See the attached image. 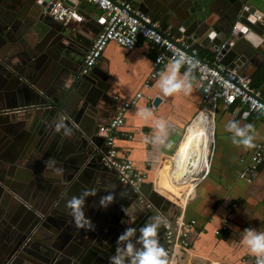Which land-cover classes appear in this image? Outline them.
Returning a JSON list of instances; mask_svg holds the SVG:
<instances>
[{
  "label": "water",
  "instance_id": "obj_1",
  "mask_svg": "<svg viewBox=\"0 0 264 264\" xmlns=\"http://www.w3.org/2000/svg\"><path fill=\"white\" fill-rule=\"evenodd\" d=\"M137 1L162 36L198 48L208 66L213 58L241 75L264 64V21L248 0H220L216 13L203 0ZM60 4L70 2L0 0V264H82L109 220L133 226L148 204L173 206L151 183L121 185L104 166L98 128L107 88L92 69L82 73L91 42L53 18ZM61 118L68 134L55 130ZM85 189L83 214L94 230L77 228L67 207ZM108 193L113 202L102 208Z\"/></svg>",
  "mask_w": 264,
  "mask_h": 264
},
{
  "label": "crops",
  "instance_id": "obj_2",
  "mask_svg": "<svg viewBox=\"0 0 264 264\" xmlns=\"http://www.w3.org/2000/svg\"><path fill=\"white\" fill-rule=\"evenodd\" d=\"M68 1L70 5L60 6L72 9L82 20L61 23L78 29L92 43L103 26L99 9L85 1ZM126 1L139 9V1ZM203 1L210 13L221 9L220 0ZM248 3L256 17L264 21V0H248ZM140 9L162 29L147 6L141 3ZM155 55V48L143 39L131 52L113 42L107 44L92 68L107 88L106 102L101 106V124L114 116L122 101L141 93L115 132V146L120 156L128 157L137 171L145 174L143 183H151L154 191L173 204L164 208L165 217H177L183 207L185 219L195 221L188 232V249L177 251L175 264L182 261L184 264H256V256L242 242V237L246 228L264 232V154L263 162L251 174V183L240 180L238 175L246 168L254 146L264 142V120L256 114L241 118L238 103L225 106L219 100L215 106L211 102L203 106L194 76L188 78V91L181 89L164 95L158 82L160 74H167L172 63L153 68ZM262 61L257 67L246 68L241 76L252 84L259 82L255 90L264 95ZM152 73L156 77L150 80L149 88H144ZM181 74L182 66L178 79H183ZM155 99L159 100L156 105ZM145 110L147 113L142 116ZM203 116L209 122L207 150L204 155L200 144L193 148L194 152L203 153L201 161L198 166L191 164L185 177L180 178L179 170L187 163L178 160L177 155L187 131ZM232 121L240 127L252 125L248 131L249 146L232 143V134L226 130ZM224 220L226 230L221 231Z\"/></svg>",
  "mask_w": 264,
  "mask_h": 264
},
{
  "label": "built area",
  "instance_id": "obj_3",
  "mask_svg": "<svg viewBox=\"0 0 264 264\" xmlns=\"http://www.w3.org/2000/svg\"><path fill=\"white\" fill-rule=\"evenodd\" d=\"M85 1L94 5L100 11L103 26L96 35L83 60L82 73L91 70L108 43L113 42L125 51L131 52L135 49L138 41H147L156 50L153 59V68L172 63L174 59L181 58L182 74L188 70L189 77L194 76L195 84L201 94V103H213L222 101L225 106L238 103L241 107L240 116L245 119L251 115H260L264 120V95L258 90L251 88L250 82L244 79L234 70H227L218 65L213 58L207 60L208 66L196 58L197 50L186 45L180 39H174L180 43L178 47L172 40L162 36L158 29L160 25L147 14L141 13L136 7L126 0H70ZM53 18L60 22H81L82 18L72 9L66 6H56L50 13ZM172 38V37H171ZM156 77L150 74L148 81L143 84L149 88L150 80ZM188 77V78H189ZM141 93H136L132 98L121 102V105L106 123L100 124L98 135L102 137L106 147V153L102 157L104 166L113 170L117 181L124 186L137 189L145 181V174L137 171L132 161L126 156H120L115 146V132L124 123L125 115L136 105ZM264 142L256 144L250 155L246 168L238 175L240 180L247 183L252 182L251 174L254 173L263 162ZM181 213L170 219L164 215L167 221L161 228L164 237L165 260L167 264L174 262V257L179 250L188 249V232L195 225V221L185 219ZM227 221H223L221 231L226 230ZM217 234L219 232H216Z\"/></svg>",
  "mask_w": 264,
  "mask_h": 264
},
{
  "label": "clouds",
  "instance_id": "obj_4",
  "mask_svg": "<svg viewBox=\"0 0 264 264\" xmlns=\"http://www.w3.org/2000/svg\"><path fill=\"white\" fill-rule=\"evenodd\" d=\"M182 63L183 61L181 58L174 59L172 61V67L167 74H160L158 83L164 95H170L181 89L185 91L190 89V83L188 81L189 73L187 69L181 74L183 79L177 78ZM146 113L147 110L141 113V115L143 116ZM62 127L64 128L65 134L70 132L63 124V119L61 118L59 123L56 124L55 130L59 131ZM251 127V124L240 127L235 121H232L229 123L226 130L232 134L233 144L249 146L251 136L248 135V131ZM57 171L60 170L58 169ZM89 194V190L85 189L80 196H73L67 202V207L70 209V213L73 216L77 228L94 230V224L90 219L84 217L82 208L85 197ZM113 199L114 197L111 193L102 196L99 200L100 207H108L113 202ZM125 215H127V213H125ZM123 222L124 221H122V223ZM166 223L167 221L164 217L156 215L151 218L149 223H145L139 228L126 226L116 238L114 254L108 258L109 264H165V251L159 244L156 236L157 230ZM243 231L245 234L242 237V242L246 244L250 252L256 256V264H264V232H258L251 228H246ZM133 238L135 243L133 242ZM136 245H139V247Z\"/></svg>",
  "mask_w": 264,
  "mask_h": 264
},
{
  "label": "flooded vegetation",
  "instance_id": "obj_5",
  "mask_svg": "<svg viewBox=\"0 0 264 264\" xmlns=\"http://www.w3.org/2000/svg\"><path fill=\"white\" fill-rule=\"evenodd\" d=\"M150 209L152 208L149 204L145 208H143V211L141 208V214L139 215L137 222L133 225L134 227L139 228L143 224L149 223L152 217L156 215H163V211H151ZM118 222L119 219L118 217H116L109 220L108 223L103 226V229L100 230L99 237L96 240V245L93 247L91 252H88L87 255H84L81 261L82 264H109L108 258L114 254L117 236L124 230L127 225L130 226L128 221L123 222V225H119ZM156 239L164 249V237L162 228H159L157 230ZM133 242L135 243L134 238ZM136 246L139 247V245Z\"/></svg>",
  "mask_w": 264,
  "mask_h": 264
},
{
  "label": "bare ground",
  "instance_id": "obj_6",
  "mask_svg": "<svg viewBox=\"0 0 264 264\" xmlns=\"http://www.w3.org/2000/svg\"><path fill=\"white\" fill-rule=\"evenodd\" d=\"M208 136H209V122L206 119V116H203L195 120L194 123L191 125L190 129L187 131L185 138L182 142L181 148L178 153L179 155H177L178 160L187 163V165H184L179 170L180 178L185 177V174H187V172L190 170L189 168L191 167V164L199 165L203 153L205 155V152L207 150L208 139H209ZM197 144L201 145V147L203 148V153L201 152L197 153L193 151V148H195Z\"/></svg>",
  "mask_w": 264,
  "mask_h": 264
},
{
  "label": "trees",
  "instance_id": "obj_7",
  "mask_svg": "<svg viewBox=\"0 0 264 264\" xmlns=\"http://www.w3.org/2000/svg\"><path fill=\"white\" fill-rule=\"evenodd\" d=\"M194 48L197 50L198 53H200V51H199L198 48H196V47H194ZM259 85H260L259 82H257V84H252V83L250 82V86H251V88H253V89H256Z\"/></svg>",
  "mask_w": 264,
  "mask_h": 264
},
{
  "label": "rangeland",
  "instance_id": "obj_8",
  "mask_svg": "<svg viewBox=\"0 0 264 264\" xmlns=\"http://www.w3.org/2000/svg\"><path fill=\"white\" fill-rule=\"evenodd\" d=\"M175 262H176V260L174 261V262H172L171 264H175ZM188 263V262H187ZM166 264H167V262H166ZM179 264H184L183 263V261L182 262H179ZM189 264V263H188ZM191 264H193V263H191Z\"/></svg>",
  "mask_w": 264,
  "mask_h": 264
}]
</instances>
